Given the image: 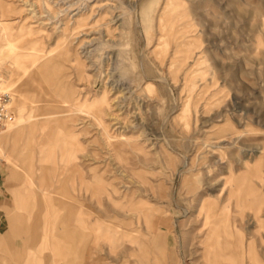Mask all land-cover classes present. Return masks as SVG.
Here are the masks:
<instances>
[{
	"label": "rangeland",
	"instance_id": "374dc122",
	"mask_svg": "<svg viewBox=\"0 0 264 264\" xmlns=\"http://www.w3.org/2000/svg\"><path fill=\"white\" fill-rule=\"evenodd\" d=\"M0 21L14 128L36 98L2 142L0 264H264V0H0Z\"/></svg>",
	"mask_w": 264,
	"mask_h": 264
},
{
	"label": "bare ground",
	"instance_id": "6f19581e",
	"mask_svg": "<svg viewBox=\"0 0 264 264\" xmlns=\"http://www.w3.org/2000/svg\"><path fill=\"white\" fill-rule=\"evenodd\" d=\"M13 43L10 38L9 32L6 30V26L3 24L2 21H0V91H7L9 89H12L9 79L7 77H4L1 75V71L3 67H14V61L12 60V54H13ZM63 101L66 103L68 102L67 99H63ZM35 102L36 98H31L28 102H22V103H16V111L18 112L19 116V124H17L14 128L12 125V121H9L7 123L6 128H4L0 132V156H2V153L4 152V147L2 146V142L4 140L10 141L12 139V135H16L19 132V127L21 126L22 123H28L29 126H33V121L35 116L33 115L34 107H35ZM29 103V104H28ZM12 105V103H11ZM74 104L70 105V108L73 109ZM77 108L80 109L79 111H86L90 113V109H92V103H87L84 101V103H78ZM84 113V112H83ZM95 120H97L99 123H101V118L98 114H93ZM17 123V122H16ZM39 123H37L38 125ZM41 125L42 127V132L44 133L45 131V120L42 121ZM23 126V125H22ZM5 127V126H4ZM14 129H16L14 131ZM13 130V132H12ZM6 133V134H5ZM3 134H5L3 136ZM15 137V136H14ZM27 139V138H26ZM41 152L44 153L45 155H49L50 153L48 150L41 149ZM71 154H62L61 160L62 164L60 166L54 165L51 167V172H50V177L43 176V189H48V187L52 186L53 182L59 181L61 178L62 174L64 173V170L66 169L69 161L72 159ZM29 179L31 181H34L33 176L30 174ZM84 179V178H83ZM72 186L74 185V179L71 180ZM91 183L86 182L85 180L82 181L81 185H85V187H89ZM30 186V185H29ZM61 204V203H60ZM46 234V233H45ZM45 236V235H44ZM53 253V252H52ZM216 257H218L216 255Z\"/></svg>",
	"mask_w": 264,
	"mask_h": 264
},
{
	"label": "built area",
	"instance_id": "2783aa9c",
	"mask_svg": "<svg viewBox=\"0 0 264 264\" xmlns=\"http://www.w3.org/2000/svg\"><path fill=\"white\" fill-rule=\"evenodd\" d=\"M14 119L13 106L8 94L0 95V128L7 125L9 121Z\"/></svg>",
	"mask_w": 264,
	"mask_h": 264
},
{
	"label": "crops",
	"instance_id": "0c3cea01",
	"mask_svg": "<svg viewBox=\"0 0 264 264\" xmlns=\"http://www.w3.org/2000/svg\"><path fill=\"white\" fill-rule=\"evenodd\" d=\"M2 158H6L5 149H4V152L2 153V156H0V159H2ZM1 168H2V166L0 165V205L2 204V199H3V195H2V191H1V182H2V179H3V174H2ZM34 184H35V180H34ZM32 186L33 185H31V188H32ZM0 209H1V206H0ZM0 223H1V215H0ZM8 229L5 232H0V244L3 243V242L4 243L8 242L9 239L6 238L7 233H8ZM57 236L58 237H56V242L53 245H51V247H52L51 251H54V250L56 251V250H58V248H60V243L59 242H60L61 234L58 233ZM58 261H59V259L55 257V258H53L52 263L53 264H57Z\"/></svg>",
	"mask_w": 264,
	"mask_h": 264
}]
</instances>
